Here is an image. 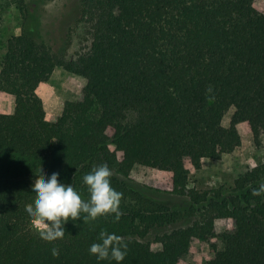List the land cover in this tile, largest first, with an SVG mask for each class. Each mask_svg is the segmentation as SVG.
<instances>
[{"label": "trees", "instance_id": "trees-1", "mask_svg": "<svg viewBox=\"0 0 264 264\" xmlns=\"http://www.w3.org/2000/svg\"><path fill=\"white\" fill-rule=\"evenodd\" d=\"M28 2L0 0V13L14 5L25 17ZM254 4L79 0L90 44L73 58L26 31L7 38L0 93L12 97L13 110L0 112V264H116L89 253L101 231L127 243L122 264H180L194 238L214 253L203 264H264V192L254 194L264 185V162L230 186L188 185L203 158L219 159L241 144L240 126L255 145L264 133V12ZM56 67L86 83L51 120L39 91ZM104 164L122 193L120 219H70L62 239H43L26 211L36 202L35 182L58 172L88 200L83 177ZM136 164L165 174L162 191L187 197L188 206L172 209L128 186L119 177ZM187 217L190 224L155 237L158 250L138 239ZM218 218L228 222L220 234Z\"/></svg>", "mask_w": 264, "mask_h": 264}, {"label": "rangeland", "instance_id": "rangeland-1", "mask_svg": "<svg viewBox=\"0 0 264 264\" xmlns=\"http://www.w3.org/2000/svg\"><path fill=\"white\" fill-rule=\"evenodd\" d=\"M30 14L25 17L14 6L6 7L0 13V60L5 53V43L9 36L22 31L30 33L36 40L45 42L53 51L63 53L67 58H73L85 51L90 44L88 27L81 18L79 0H29ZM258 11L264 12V0H255ZM86 80L80 75L65 71L61 67L54 68L48 81L41 87L39 93L44 103L47 117L55 120L61 111L65 100H77ZM13 99L10 95L0 93V112H11ZM233 108L224 114L222 124L227 126ZM129 118L133 114L129 113ZM241 144L230 153H224L219 159L204 158L199 169H191L189 187L199 190L230 186L235 177L258 162H264V133L260 135V143H253L252 134L246 126H240ZM126 184L141 191L157 202L168 205L172 209H183L188 206L187 197L170 195L162 191L165 174L152 168L134 165L127 178H122ZM87 200V199H84ZM194 217H187L174 224L156 227L147 235L138 239L149 242L155 250L160 249V243L155 240L157 235L173 228L190 224ZM227 220L218 218L214 222L215 232L220 234L227 226ZM33 226L41 231L34 223ZM223 244L217 240V248ZM214 255L208 242L194 238L189 252L182 258L180 264H203Z\"/></svg>", "mask_w": 264, "mask_h": 264}, {"label": "clouds", "instance_id": "clouds-1", "mask_svg": "<svg viewBox=\"0 0 264 264\" xmlns=\"http://www.w3.org/2000/svg\"><path fill=\"white\" fill-rule=\"evenodd\" d=\"M60 174L53 172L49 177L35 182L32 192L36 195L34 207L26 211L33 218L34 223L41 229L40 235L47 241L62 239L65 235L64 226L71 219H92L108 214H114L115 219H120L119 205L122 193L111 185L112 172L104 164L94 168L84 175L83 183L87 186L90 198L82 199L72 184H65L59 179ZM40 177H45L42 172ZM264 192V185L254 191L255 195ZM100 242L89 247V253L95 255L97 261L114 260L116 264L124 261L128 246L123 237L115 233L101 231ZM53 255H58L53 249Z\"/></svg>", "mask_w": 264, "mask_h": 264}, {"label": "crops", "instance_id": "crops-1", "mask_svg": "<svg viewBox=\"0 0 264 264\" xmlns=\"http://www.w3.org/2000/svg\"><path fill=\"white\" fill-rule=\"evenodd\" d=\"M204 159V158H203Z\"/></svg>", "mask_w": 264, "mask_h": 264}]
</instances>
